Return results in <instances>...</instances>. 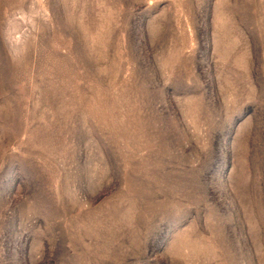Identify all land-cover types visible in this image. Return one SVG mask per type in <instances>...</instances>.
I'll return each mask as SVG.
<instances>
[{"label":"rangeland","instance_id":"1","mask_svg":"<svg viewBox=\"0 0 264 264\" xmlns=\"http://www.w3.org/2000/svg\"><path fill=\"white\" fill-rule=\"evenodd\" d=\"M0 264H264V0H0Z\"/></svg>","mask_w":264,"mask_h":264}]
</instances>
